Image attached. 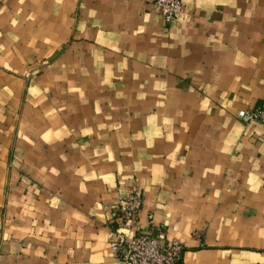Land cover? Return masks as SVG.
Here are the masks:
<instances>
[{"label":"crops","instance_id":"crops-1","mask_svg":"<svg viewBox=\"0 0 264 264\" xmlns=\"http://www.w3.org/2000/svg\"><path fill=\"white\" fill-rule=\"evenodd\" d=\"M182 1L0 0V264H124L136 187L183 264H264V0Z\"/></svg>","mask_w":264,"mask_h":264},{"label":"built area","instance_id":"built-area-1","mask_svg":"<svg viewBox=\"0 0 264 264\" xmlns=\"http://www.w3.org/2000/svg\"><path fill=\"white\" fill-rule=\"evenodd\" d=\"M159 9L162 21L170 25L180 15L182 0H150ZM237 117L245 121H257L264 125V103L256 107L240 109ZM143 195L134 188L120 196L115 205L112 250L124 264H183V243L178 239L167 240L164 227L150 220L149 229L139 225V212Z\"/></svg>","mask_w":264,"mask_h":264},{"label":"rangeland","instance_id":"rangeland-1","mask_svg":"<svg viewBox=\"0 0 264 264\" xmlns=\"http://www.w3.org/2000/svg\"><path fill=\"white\" fill-rule=\"evenodd\" d=\"M43 22V21H42ZM37 25H40L38 22L36 23ZM61 32V31H60ZM37 33L38 32H36L35 33V35H37ZM30 34V36H32V31L29 33ZM45 36V35H44ZM46 37V36H45ZM53 37H58V36H53ZM14 51L16 52V50L14 49ZM39 58V57H38ZM41 58V57H40ZM29 63V66H30V68L32 67V65H33V63L32 62H28ZM41 63V65L42 66H44V65H48L49 63H50V58H47V57H42V61L40 62ZM1 65H3L4 66V69H6V70H8V63L7 62H4V63H0ZM29 68V69H30ZM36 74H40V72H38V73H36ZM37 75H32V74H29V78L30 79H27V77H26V79H27V85L28 84H30V81H31V79L33 80L35 77H36ZM38 77V76H37ZM237 116V115H236Z\"/></svg>","mask_w":264,"mask_h":264}]
</instances>
